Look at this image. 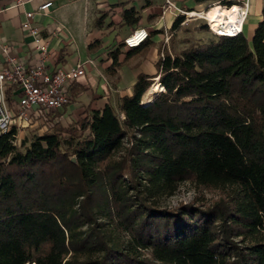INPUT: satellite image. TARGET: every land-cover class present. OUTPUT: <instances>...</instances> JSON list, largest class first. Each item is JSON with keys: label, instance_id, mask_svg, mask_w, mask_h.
<instances>
[{"label": "trees", "instance_id": "trees-1", "mask_svg": "<svg viewBox=\"0 0 264 264\" xmlns=\"http://www.w3.org/2000/svg\"><path fill=\"white\" fill-rule=\"evenodd\" d=\"M262 18L251 42L160 51L116 106L20 146L16 127L0 135V264H264ZM150 46L111 53L107 73ZM185 183L219 198L165 205Z\"/></svg>", "mask_w": 264, "mask_h": 264}, {"label": "crops", "instance_id": "crops-1", "mask_svg": "<svg viewBox=\"0 0 264 264\" xmlns=\"http://www.w3.org/2000/svg\"><path fill=\"white\" fill-rule=\"evenodd\" d=\"M172 1L178 9L200 17L212 5L231 6L246 0ZM248 1L250 11L243 34L251 42L263 19L264 0ZM48 2L52 3L50 10L41 12L40 6ZM165 8L166 0H31L23 7L13 6L10 0H0V72L5 67L3 45L10 46L26 67L39 62L41 53L34 37L23 26L28 20L26 14L34 13L30 21L40 29L43 41L48 44L47 69L54 72L79 63L85 66L87 75L72 86L73 102L65 110V117L73 120L71 123L78 122L81 116L86 117L87 109L99 110L107 104L116 106V95H131L140 74H157L159 53L168 50L163 44L165 37H169L171 30L175 33L185 22L175 28L177 19L183 15ZM131 9L139 19L134 26L125 25L123 21V12ZM139 30L149 33L150 48L129 58L116 70L117 75H109L107 70L113 64L110 54L119 50V59L124 61L130 51L124 41ZM96 41L99 47L89 51V46Z\"/></svg>", "mask_w": 264, "mask_h": 264}, {"label": "built area", "instance_id": "built-area-1", "mask_svg": "<svg viewBox=\"0 0 264 264\" xmlns=\"http://www.w3.org/2000/svg\"><path fill=\"white\" fill-rule=\"evenodd\" d=\"M10 1L13 6L23 7L31 0ZM217 5L222 6L221 4ZM51 6L52 3L48 2L41 5L39 10L47 13ZM235 6L238 8V21L234 23L233 32L224 35L220 31H213L207 21L213 35L236 37L244 33L250 3L246 0L223 7L231 10ZM165 10H176L178 15L183 16L189 14L178 9L172 0H166ZM26 16L28 20L23 26L34 37L41 53L40 60L35 66L26 67L10 46H2L5 67L0 72V135L9 132L13 127L19 129L23 123L34 125L37 122L44 124V132H47L50 127L64 121L65 110L73 102L71 88L87 75L83 63L66 69L58 68L54 72L49 71L46 67L49 58L48 44L43 41L40 29L32 25L30 21L34 13L28 12ZM148 37L149 33L146 30H139L126 38L124 43L127 48L131 49L137 47L140 42H144ZM136 39L138 42L132 43Z\"/></svg>", "mask_w": 264, "mask_h": 264}, {"label": "rangeland", "instance_id": "rangeland-1", "mask_svg": "<svg viewBox=\"0 0 264 264\" xmlns=\"http://www.w3.org/2000/svg\"><path fill=\"white\" fill-rule=\"evenodd\" d=\"M212 8L213 7H208L203 13H207ZM214 39L215 35L210 32L207 21L204 18L188 14L185 15V22L175 33H173L172 30L171 32H169V37H165L163 44L171 52L179 53L183 49L187 48L190 44L205 43ZM131 64H133V61L130 62V65ZM157 83L158 79L155 80V84ZM151 91L152 89H150L149 92L145 95L144 100L149 97ZM117 97L118 95H116V101ZM81 119L82 116L79 120ZM71 121H73L71 118L68 119V117H65V120L60 122V124L63 125V127H67L71 124ZM44 129L45 125L40 122L34 123V125L23 123L21 126H19L16 144L20 146L22 140L25 138L29 141L32 140L35 136L43 134ZM218 198L219 196L217 193L203 189H197L193 184L185 183L180 186L178 192L174 197L165 201V205L177 206L180 203H189L195 201L196 199H198V202H212Z\"/></svg>", "mask_w": 264, "mask_h": 264}, {"label": "bare ground", "instance_id": "bare-ground-1", "mask_svg": "<svg viewBox=\"0 0 264 264\" xmlns=\"http://www.w3.org/2000/svg\"><path fill=\"white\" fill-rule=\"evenodd\" d=\"M211 10H207V13H203L200 17L204 18L206 21L209 22L210 26L212 27L213 31H220L224 35H228L232 33L234 23L238 21V8L235 6L233 9L225 8L223 6H212ZM189 15H196L190 14ZM208 19V20H207ZM139 39V38H138ZM138 39L133 41L132 43H137ZM141 42L138 44L140 45ZM152 91L149 94V97L144 100V104H148L155 100L156 94L160 91H164V88L159 83L155 84L152 88Z\"/></svg>", "mask_w": 264, "mask_h": 264}]
</instances>
